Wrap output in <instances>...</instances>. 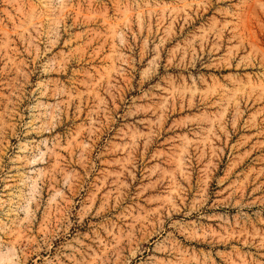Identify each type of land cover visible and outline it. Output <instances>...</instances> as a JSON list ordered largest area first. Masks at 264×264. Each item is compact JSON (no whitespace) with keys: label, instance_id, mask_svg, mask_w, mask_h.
<instances>
[{"label":"rangeland","instance_id":"obj_1","mask_svg":"<svg viewBox=\"0 0 264 264\" xmlns=\"http://www.w3.org/2000/svg\"><path fill=\"white\" fill-rule=\"evenodd\" d=\"M0 264H264V0H0Z\"/></svg>","mask_w":264,"mask_h":264}]
</instances>
